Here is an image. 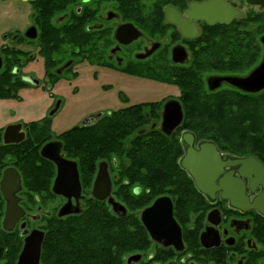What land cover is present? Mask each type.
<instances>
[{
	"label": "flooded vegetation",
	"instance_id": "obj_1",
	"mask_svg": "<svg viewBox=\"0 0 264 264\" xmlns=\"http://www.w3.org/2000/svg\"><path fill=\"white\" fill-rule=\"evenodd\" d=\"M203 5L242 16L208 24ZM0 6V101L17 109L0 120V264H17L33 232L42 233L39 264L71 254L79 223L84 228L107 216L131 220L134 251L123 255L121 245L94 241L87 264H126L132 255L130 264H264V70L256 72L264 63V0H0ZM191 71L214 103L243 104L244 151L233 150L219 128L183 127L186 117L200 115L185 112L181 87L188 76L181 73ZM85 76L87 105L75 112L81 120L54 130L66 88ZM134 79L163 83L171 92L135 103L121 89L134 87ZM27 99L34 101L30 112ZM169 102L179 104L182 121L166 134L161 124ZM156 136L170 156L165 174L156 167L148 173L143 161L119 153L133 151L137 138L154 143ZM189 147L204 165L198 184L180 166ZM101 164L109 194L103 181L97 199L92 191ZM6 171L18 175L15 193L1 190ZM8 204L15 214L7 221Z\"/></svg>",
	"mask_w": 264,
	"mask_h": 264
},
{
	"label": "trees",
	"instance_id": "obj_2",
	"mask_svg": "<svg viewBox=\"0 0 264 264\" xmlns=\"http://www.w3.org/2000/svg\"><path fill=\"white\" fill-rule=\"evenodd\" d=\"M227 26H218L215 28L218 31H229ZM210 48L213 45H208ZM181 74L187 75L184 81L187 80V84L181 87L183 95L188 96V104L185 106L186 114L191 112L199 113L200 115L196 118H185L183 121V127L190 129H220L218 136L227 139L226 143L233 146V150L244 151V129H245V118L243 117V104L235 103L232 104L229 101L214 103L211 97L203 96L201 91L202 83L200 76L197 71L182 72ZM181 78V77H180ZM161 80L164 77L160 78ZM172 80L171 78H168ZM166 80V79H165ZM169 82V81H168ZM180 83V82H179ZM223 112L222 117H216V113ZM237 112L238 117H230L224 115L227 113ZM136 121V120H134ZM135 126V125H134ZM136 129H134V135L136 134ZM208 137H212L213 133L211 131L205 132ZM142 138H137L135 142V147L133 151L119 152L121 155L124 154L125 158L130 160L143 161L140 166L146 170L148 173L150 167H156L158 175L165 174L166 165L163 164L165 161L170 160L168 151L164 149V141L161 140L159 136H156L154 143L141 141ZM96 149V148H95ZM97 152V151H96ZM98 154L93 152L92 155ZM109 154V153H108ZM123 156V157H124ZM94 157V156H93ZM144 162H148L144 163ZM164 170V172H163ZM34 171V170H33ZM32 171V172H33ZM142 175V172H139ZM106 222H96L85 224L86 227L82 228L83 225L79 223V230L75 228L72 237L70 238L72 244V253L65 255L59 259H42L44 264H87V259L90 258L87 254V248L93 245L94 241L106 240L108 245L118 247L121 245L124 251L122 254H126L134 251V231L129 229L131 226V220L125 219H115L112 217H106ZM90 244H89V243ZM51 241L48 238L46 255L50 256L51 253ZM121 254V255H122ZM120 255V256H121ZM119 256V259H120ZM113 257V256H111ZM113 259H116L115 257ZM118 259V258H117Z\"/></svg>",
	"mask_w": 264,
	"mask_h": 264
},
{
	"label": "water",
	"instance_id": "obj_3",
	"mask_svg": "<svg viewBox=\"0 0 264 264\" xmlns=\"http://www.w3.org/2000/svg\"><path fill=\"white\" fill-rule=\"evenodd\" d=\"M203 9L204 11L208 10L207 14L203 15V16H206L204 17V19L208 24H215L216 22L228 24L233 17L237 15L242 16L240 12L236 10L233 11L232 9H228L226 7L219 8L217 14L214 12H210L212 9L210 5L209 7H207L206 5H203ZM263 70H264V63L263 65H261V67L256 72H260ZM223 80L227 82L228 84H231L240 89H243V85H245L243 83L244 80L242 78H224ZM263 86L264 84H262L260 88H262ZM181 121H182V111L180 109L179 104H177L176 102L167 103L164 106V110H163L161 131L163 133L169 134L174 128L180 125ZM185 149H186L185 150L186 155L181 159L180 166L183 169H185L188 172V174L194 179L196 184H198L196 180V176H198L197 168L199 166L203 167L204 165L199 164L200 157L198 154H195L193 148L189 147L188 149L187 148ZM236 160L238 161V162L235 161L236 164H239L244 161L243 159H236ZM57 163L59 165V168L63 169L64 167L63 164L59 162L58 160H57ZM74 173H75L74 183H75V186H76L75 188L77 191L78 190V178H77L76 171H74ZM103 181H106V183H108V188L106 190V195H108L109 194V178H108V174L105 169V166L101 164L99 167V171L97 173L95 183H94V188L92 191V194L97 199L103 198L100 195L102 191ZM19 189L20 187H19L18 175L13 171L4 172L3 180L1 182V190L5 193L7 192L15 193ZM111 201H112L111 199L108 200L109 203H111ZM159 205H160V201H158L148 210L144 211L142 216L143 217L146 216L147 213L152 211V209L157 208ZM115 208L116 207L114 206V209ZM120 209H122L123 211L122 213L116 214L115 210H113L114 211L113 213L118 215L119 217H122L124 216V209L123 208H120ZM14 214H15L14 208L8 204L7 211H6V220L7 221L10 220L14 216ZM62 215H63L62 213L59 214V216H62ZM41 241H42V233L37 234L36 232H33L31 237L26 240L25 247L20 254L17 264H39ZM125 260H126V264H130V262L134 261V255L129 256L128 258H125Z\"/></svg>",
	"mask_w": 264,
	"mask_h": 264
},
{
	"label": "rangeland",
	"instance_id": "obj_4",
	"mask_svg": "<svg viewBox=\"0 0 264 264\" xmlns=\"http://www.w3.org/2000/svg\"><path fill=\"white\" fill-rule=\"evenodd\" d=\"M8 4V3H6ZM5 4V5H6ZM4 6V5H3ZM3 6L0 8L3 10ZM0 19H2V15H0ZM0 23H3V20H0ZM143 81L134 79V87L123 86L121 89L125 90L127 94L134 95V102H141L145 100H155V98L161 97L164 94H169L172 87L158 82L153 81H145L146 83H142ZM149 82V83H148ZM86 76L82 77L79 82H75L71 87L66 88L67 93V105L64 108V111L53 121V129L59 131L61 129H67L72 125H75L81 120L82 115L76 114L75 112L81 110V108L87 105V100L85 99L86 89H87ZM169 88V90H168ZM175 90V88H173ZM73 90H76V93H73ZM98 90V89H96ZM176 94L177 91L175 90ZM114 96L115 91H112L106 95L101 96ZM178 95V94H177ZM27 105L24 110L30 112V105L34 102L29 99L26 100ZM17 110L16 108L12 109V107L7 106L6 101H0V120L2 124L7 122V117L11 111ZM6 119V120H4Z\"/></svg>",
	"mask_w": 264,
	"mask_h": 264
}]
</instances>
